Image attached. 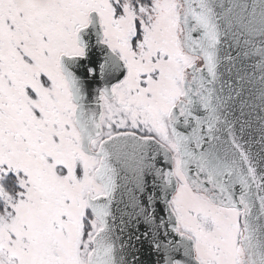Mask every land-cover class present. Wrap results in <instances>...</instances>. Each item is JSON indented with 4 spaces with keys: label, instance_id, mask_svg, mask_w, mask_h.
<instances>
[{
    "label": "snow or ice",
    "instance_id": "1",
    "mask_svg": "<svg viewBox=\"0 0 264 264\" xmlns=\"http://www.w3.org/2000/svg\"><path fill=\"white\" fill-rule=\"evenodd\" d=\"M0 264H264V0H0Z\"/></svg>",
    "mask_w": 264,
    "mask_h": 264
}]
</instances>
